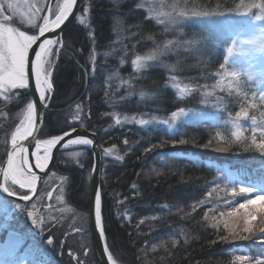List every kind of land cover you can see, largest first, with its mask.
<instances>
[{
	"label": "trees",
	"instance_id": "trees-1",
	"mask_svg": "<svg viewBox=\"0 0 264 264\" xmlns=\"http://www.w3.org/2000/svg\"><path fill=\"white\" fill-rule=\"evenodd\" d=\"M179 2L186 12L216 10L224 11L226 17L234 15L240 4V0ZM78 16L85 17V22L79 24L76 18L56 47L60 51L54 58L53 94L38 138L62 135L73 127L97 135L102 157V223L115 263L240 264L236 256L245 255L253 261L264 258L259 242L264 221L259 206L251 233L243 231L242 214L227 216L230 204L238 205L255 195L240 193L241 184L264 183V157L245 151L251 128L264 127V105L248 108L254 103L255 83L240 75V86L235 82L229 86L231 77L223 73L237 67L232 62L225 69L219 67L226 55L222 41L212 37L205 41L200 32L185 29L180 40L166 43L168 36L132 0H82ZM19 26L37 34V29ZM193 39L195 45L183 43ZM152 52L158 53V61L137 71L132 61ZM14 91L22 93L18 99H0V166L21 120V110L31 101L27 90ZM180 108L203 113V117H187L172 129L161 125L127 128L116 123L117 118L128 117L166 119ZM242 109H247L249 117L239 120L244 129L242 141L236 142L233 123ZM217 132L222 139L217 138ZM180 139L186 143L174 147L171 141ZM217 147L230 150L218 152L214 150ZM106 149L112 153L105 155ZM117 155L123 159H116ZM91 166L85 148L59 153L46 181L70 178L63 179L64 207L69 212L42 225L36 233L31 232L34 228L24 212H16L9 227L0 224V258L8 245L21 241L26 264L38 258L76 264L73 256L82 264H98L88 223ZM46 185L43 182L37 198L46 195ZM225 222L239 235H230ZM49 237L52 245L47 244ZM35 249L40 250L39 256Z\"/></svg>",
	"mask_w": 264,
	"mask_h": 264
},
{
	"label": "snow or ice",
	"instance_id": "snow-or-ice-1",
	"mask_svg": "<svg viewBox=\"0 0 264 264\" xmlns=\"http://www.w3.org/2000/svg\"><path fill=\"white\" fill-rule=\"evenodd\" d=\"M77 4V0H62L58 2L54 7L46 5V14L41 15L42 8L40 6L28 4L27 11L24 10V5L20 0H0V97L4 100H12L14 97L16 99L22 94L14 90H27L31 92V82L34 80L35 92L39 96V104L33 99L26 103V106L21 110L22 119L19 125L16 126L15 131L11 134V150L7 153V165L6 167L0 169L2 172L3 180L0 182V191L6 193L8 197H16L19 201H30L33 196L37 193V182L42 180V177L38 175L37 172L33 171V168L29 162V147H25L23 142L27 141L31 137L35 141V151H31L30 155L35 159V168L39 169L40 172H45L48 169L49 162L53 159V150L57 149L59 145L60 148L57 149L61 151L67 149L70 145H84L91 146L94 141L90 138L83 136H78L76 138H69L65 141V137H70L68 131H64L62 135H52L51 138L40 140L37 139V134L43 130L42 120L45 115L42 109L48 108V102L50 101L51 94L53 92V82L51 77L53 76V69L55 65V57L58 56L60 49H53V45L60 42L61 34L58 33L55 38H45L43 42L38 44L36 49L33 45H37V41L40 37L45 36L47 32H54L56 29L61 28V26L68 20L70 14L73 12L74 6ZM256 9L257 11H253ZM233 11L232 9L228 10ZM236 14L240 17L245 18L241 23L247 28H255L256 34L251 38L240 41V45H246L247 48H243L237 44V40L234 38L232 40V46L227 47V55L224 57V63H221L219 67L225 69L227 65L230 64V58L232 56L240 57H261L264 58V25L256 27V22H264V0H240V4L237 5L234 10ZM88 9H84V14L86 15ZM157 15H167L169 24H181L184 18L189 15L193 17L200 18H211L220 17L227 18L224 11L216 10H191L190 12L178 11L176 15L172 13H157ZM19 20V24L14 23V21ZM79 19V16L77 17ZM42 21V23H40ZM162 22V21H158ZM83 24V20H80ZM20 24L30 26L32 28L38 29V35L29 34L27 31L22 30L19 26ZM207 31V29L205 30ZM203 39L207 41L208 36L204 35ZM169 43H172L169 41ZM186 45H195L197 41L185 40L183 41ZM204 48L207 44L203 45ZM200 51V49H196ZM30 52L34 53V58H31ZM154 56L150 57H140L137 56L136 59L132 61L133 66L137 71L145 69L146 61L154 59ZM234 63V62H232ZM251 66V65H250ZM241 72L234 66L223 73V76H230L229 86L233 82L237 86H240L241 81L238 77ZM264 79V68L261 71L254 73H247V79L249 81L256 80L259 83V79ZM181 94L185 93V89H180ZM245 99L247 95L245 94ZM252 100L254 103H249L248 108L256 107L257 104L264 105V90L259 87L252 93ZM80 106L77 105V108ZM190 116H200L203 117V113H192L186 111L184 108H180L178 111L172 113L173 121L177 119H182ZM236 121L233 123L235 131L232 132V137L234 141L241 142L243 136L244 125L239 123L241 118H248L249 113L247 109H242L236 112ZM79 117H74L73 119H78ZM251 122L253 125L256 124L254 117H251ZM130 122V121H129ZM116 123L120 124L119 118L116 119ZM140 125H148L150 121L140 119L138 121ZM163 123L168 124V121ZM171 128L172 124H168ZM72 131H76L73 127ZM252 137L250 143L245 145V151H255L259 153L261 157H264V127H252L251 128ZM257 132H259V138H257ZM218 139H222L220 132L216 133ZM64 141V143H61ZM172 145L175 147L177 144L183 145L186 143L184 139L179 141L172 140ZM211 143V142H209ZM231 143V141L229 142ZM208 145H205L207 147ZM155 147V146H153ZM150 149H146L148 151ZM218 152L229 151V147H217L214 149ZM112 149H106L105 155H110ZM79 153H73V156H77ZM95 155V153H93ZM116 159L122 160L123 157L117 155ZM95 170V163L93 164V172ZM62 179H70L68 177H62ZM44 183H47L45 180ZM19 186V189H26V192H18L13 186ZM264 183L259 186L256 184H241L239 187L240 193H255L254 196H249L244 202L238 203V205H229V211L227 212L228 217H234L242 214L243 219V231L245 233H251V221L255 218L257 214V208L259 206V212L262 216V221H264ZM61 192L64 191L63 186L60 189ZM236 189L233 186L232 192L235 193ZM47 196L51 198L53 192L48 191ZM10 201L0 202V210H2L6 215H9ZM17 209L20 208V204H15ZM51 207V205H49ZM23 211V209H21ZM224 216V213H220ZM27 217L31 220L33 227H39L44 224V220L37 221L32 211L27 212ZM141 223L143 221L141 220ZM94 227L99 233V239L101 242L105 241V229L102 223V195L99 188H96L94 195ZM224 228L230 232V235L236 236L239 233L234 232L230 227L229 223H224ZM86 229H77V231H85ZM260 231L264 233V228ZM241 239H247L246 236H241ZM221 239L227 240V236H222ZM6 242V240H5ZM259 242L261 247L264 248V235L259 237ZM48 245L53 244L52 237L47 240ZM87 251V250H86ZM34 254L39 256L40 250L35 249ZM25 255V249L21 241H17L11 248L4 251L3 257L0 258V264H25L22 257ZM103 255L107 257V264H115L113 255L109 251L107 244H104ZM76 260V264H82L77 257L73 256ZM236 261L243 264L244 261H249V264H264V258H257L254 261L248 256L240 255L235 257ZM30 264H54L50 260L35 259L30 262Z\"/></svg>",
	"mask_w": 264,
	"mask_h": 264
},
{
	"label": "rangeland",
	"instance_id": "rangeland-1",
	"mask_svg": "<svg viewBox=\"0 0 264 264\" xmlns=\"http://www.w3.org/2000/svg\"><path fill=\"white\" fill-rule=\"evenodd\" d=\"M51 0H20L22 5H24V10L27 11V5L32 4L36 6H40L42 8L41 15L46 14L47 7L46 5L50 4ZM136 3V6L141 8L146 16L150 18L155 25L158 26L160 32L164 36H168L169 40L171 42H175L177 40H180L181 34L186 29L188 32H200L201 36L204 37V35H207L208 38H214L218 41H222L225 45V48L232 46V40L235 38L237 40V44L240 45V41L246 40L251 38L253 35L256 34L255 28H247L244 26L241 21H243L245 18L238 16L236 13L234 15L228 16L225 18H200V17H193L189 15L188 17L184 18V21L181 24H169L168 23V16L167 15H157V13H172L173 15H176L178 11H184L179 0H132ZM58 2H62V0H54L52 6L54 7ZM253 11H257L256 9H253ZM80 20H83V23L85 22V17H79L77 19L78 23H80ZM162 21V22H158ZM14 23L19 24V20L17 19L14 21ZM42 23V21H40ZM25 28H32L27 25H23ZM261 25H264V22H256V27H259ZM37 29V28H32ZM207 29V31H205ZM38 33V29H37ZM35 34V33H34ZM37 35V34H36ZM168 38L166 39V43H169ZM58 46L56 44L53 49H55ZM243 48H247L246 45H240ZM227 55V52H226ZM154 56L155 58L152 60L146 61V67L148 65H151L158 61V53L152 52L147 53L144 55V57H150ZM231 62H234L237 69L241 72V75H244L247 78V73H254L257 71H261L262 68H264V58H261L259 56L257 57H240V56H232L230 58ZM251 65V66H250ZM259 79V83H257L256 80H253L252 82L255 83V87H259L262 89L264 87V79ZM1 100H3V97H0ZM22 119V116H21ZM140 119L148 120L150 121V124L148 125H140L138 121ZM187 117L182 119H177L173 121L172 116L166 119L162 118H121V123L118 124L121 127H127V128H142L145 129L148 126L152 125H161L165 126L168 129H172L175 127L176 124H178L179 121H185ZM130 121V122H129ZM164 121H168V124H172V127L169 128L168 124L163 123ZM57 180V181H56ZM53 181V182H52ZM56 182V185H51L52 183ZM59 183V184H58ZM61 186H63V179H49L47 181L46 187H48V190L46 191L45 196L36 197L31 203L27 205V207L23 208L20 206L19 209L15 207V205L9 206V215H6L2 210H0V224L10 226L13 222V216H15V213L23 209L24 215L27 211H32L36 214L37 221L44 220V224L53 222L56 217L60 215H66L69 211L67 208L64 207V191L61 192ZM19 189V186H14ZM22 191H27L26 189H20ZM51 191L53 192V196L49 198L47 196V192ZM3 198L0 196V202H3ZM51 205V207H49ZM9 218V220H7ZM43 224V225H44ZM32 225V224H30ZM33 227V226H32ZM34 229L31 231L32 233H36L37 230H40L42 228V225L39 227H33ZM12 245H8L6 249L11 248ZM31 262L32 260H28ZM26 264V263H25Z\"/></svg>",
	"mask_w": 264,
	"mask_h": 264
},
{
	"label": "water",
	"instance_id": "water-1",
	"mask_svg": "<svg viewBox=\"0 0 264 264\" xmlns=\"http://www.w3.org/2000/svg\"><path fill=\"white\" fill-rule=\"evenodd\" d=\"M81 2H82V0H77V4L74 6L73 12L70 14L68 20H66L65 23L61 26V28L56 29L54 32L50 31V32L45 33V36L40 37V39L37 41V45H33V48L36 49L38 47V44L43 42V40L45 38H55L58 33H60L62 35V33L70 25H72L74 23V21L76 20L78 13H79L80 6H81ZM38 34L39 33H37V35ZM30 56H31V58H34V53L30 52ZM30 88H31V92L30 93L28 92V93L30 95L31 101L34 99L37 102V104H39V96L35 92L34 80L31 82ZM52 94H53V92H52ZM52 94H51L50 101L48 102V108L42 109L45 114L47 113V111L49 109L51 99H52ZM44 117H45V115H44ZM44 117L42 120V124L44 122ZM68 132L70 133V137H65V141L69 138H76L78 136L90 138L94 141V144L91 146L70 145L67 149L74 148V147H82V148L87 149L91 155L92 166H91V171H90L89 200H88V223H89V228H90L91 244H92L93 253H94V256H95L97 263L98 264H107V257L103 255V247H104L105 241L104 242L100 241L99 233L94 227V195H95L96 188L100 189V173H101V167H102V157H101V153H100V150L98 147V137L95 133L86 131L85 129H82V128H76V131L73 132L71 130ZM39 135H40V132L37 134V137H36L37 139H38ZM61 143H64V141H62ZM23 144L25 147H29V149H30V151H29V162L33 168V171L37 172L38 175L42 177V180L37 182V193H38L41 184L43 183V181L45 180L47 175L50 173V171L54 167L59 153L62 152L63 150H66V149L58 151L57 149L60 148V146L58 145L57 149L53 150V159L49 162L48 169H46L45 172H40L39 169L35 168V159L33 157H31V155H30L31 151H35V141L31 137H29L27 141L23 142ZM10 150H11V140L9 141L8 148H7V151L5 154V158H4L2 165L0 166V169L6 167V165H7V153ZM93 153H95V155H93ZM94 163H95V170L93 172V164ZM2 180H3V176H2V172H0V182H2ZM37 193L35 196L32 197V199L30 201H27V202L26 201H19L16 197H8L7 194L3 193L2 191H0V196L4 197L6 199L12 200V201L19 203L21 205H26L35 199V197L37 196ZM27 212L25 214L26 219L28 220L29 223H31V220L27 217ZM34 216H36L35 213H34ZM7 220H9V218H7Z\"/></svg>",
	"mask_w": 264,
	"mask_h": 264
},
{
	"label": "bare ground",
	"instance_id": "bare-ground-1",
	"mask_svg": "<svg viewBox=\"0 0 264 264\" xmlns=\"http://www.w3.org/2000/svg\"><path fill=\"white\" fill-rule=\"evenodd\" d=\"M55 45H53V47H54Z\"/></svg>",
	"mask_w": 264,
	"mask_h": 264
}]
</instances>
